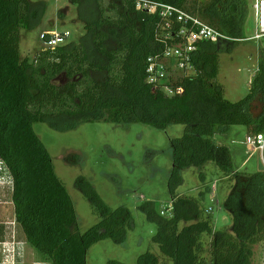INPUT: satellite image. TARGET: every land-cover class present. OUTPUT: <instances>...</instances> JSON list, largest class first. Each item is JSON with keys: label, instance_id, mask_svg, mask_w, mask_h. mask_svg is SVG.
Returning <instances> with one entry per match:
<instances>
[{"label": "trees", "instance_id": "trees-1", "mask_svg": "<svg viewBox=\"0 0 264 264\" xmlns=\"http://www.w3.org/2000/svg\"><path fill=\"white\" fill-rule=\"evenodd\" d=\"M68 1L77 7L85 34L29 60L19 56L20 30L41 18L42 6L0 0V163L12 182L14 220L25 242L50 264H86L92 245L107 238L122 244L134 227L128 208L112 210L79 177L75 187L100 222L83 234L78 231L70 196L34 124L58 131L86 122L146 124L161 131L184 125L183 135L169 142L170 212L162 216L146 203V216L156 225L152 243L170 264H253L255 246L264 255V170L238 172L229 148L219 141L228 139L234 127H243L247 135L264 133V47L258 45L257 70L243 99L228 102L216 82L218 56L248 39L251 0H211L200 10L187 8V0H145L178 7L223 37L197 44L191 74L174 84L182 89L175 96L146 82V62L162 52L169 33L157 14L137 10L133 0ZM178 27L173 24L170 32ZM207 164L232 182L222 204L231 221L228 229L214 228L211 208L203 207L209 186L196 198L175 194L183 171H197L203 182ZM159 263L146 252L135 264Z\"/></svg>", "mask_w": 264, "mask_h": 264}, {"label": "rangeland", "instance_id": "rangeland-1", "mask_svg": "<svg viewBox=\"0 0 264 264\" xmlns=\"http://www.w3.org/2000/svg\"><path fill=\"white\" fill-rule=\"evenodd\" d=\"M29 1L42 6V15L32 27L20 30L21 59L31 60L44 49L39 40V34L43 32H68L69 43L78 42L85 34L77 19V7L68 0ZM210 1L187 0L186 7L200 10ZM254 31L252 13L248 38ZM258 45L264 47V41L246 40L235 44L229 53L218 56L216 82L228 102H237L247 95L257 70ZM187 74H191L190 71ZM33 130L50 155L54 172L70 196L81 234L98 224L100 217L75 187L79 177L92 185L109 208L126 207L132 214L134 227L127 231L125 241L122 244H115L109 238L98 241L87 251L86 264H107L108 261L135 264L137 258L146 252L157 256L159 264H170L152 243L156 225L147 218L145 209L148 202L150 209L157 214L167 216L170 212L168 176L172 165L169 142L183 135L184 125H172L161 131L146 124L86 122L70 130L58 131L45 123H37ZM246 135L243 127H234L230 137L219 142L229 148L235 170L253 174L264 170V157L258 153L245 154ZM203 173L205 179L202 182L197 171H183L182 182L175 194L196 198L204 186H209L212 188L210 194H214L209 199V193L205 191L203 207L211 208L210 214L217 229H228L231 221L222 210V204L232 182L212 164H207ZM11 192L10 176L0 163V264H50L25 242L14 220ZM253 264H264L261 246L254 247Z\"/></svg>", "mask_w": 264, "mask_h": 264}, {"label": "built area", "instance_id": "built-area-1", "mask_svg": "<svg viewBox=\"0 0 264 264\" xmlns=\"http://www.w3.org/2000/svg\"><path fill=\"white\" fill-rule=\"evenodd\" d=\"M133 1L137 10L157 14L169 30L162 41V52L149 57L146 62V82L160 89L166 96L180 95L182 89L175 88L174 84L188 75L197 44L216 43L223 37L198 17L178 7L145 0ZM251 2L255 31L247 40L264 41V0H251ZM173 24L179 25L175 33L170 32ZM69 37L68 32L46 31L39 34V40L45 46L43 50H53L62 46L68 43ZM173 72L182 75L175 76ZM244 145L246 155L258 153L264 157V133L255 136L246 135Z\"/></svg>", "mask_w": 264, "mask_h": 264}, {"label": "crops", "instance_id": "crops-1", "mask_svg": "<svg viewBox=\"0 0 264 264\" xmlns=\"http://www.w3.org/2000/svg\"><path fill=\"white\" fill-rule=\"evenodd\" d=\"M211 189H212V188H210V190H211ZM210 193H211V191H210ZM210 193H209V199H212V196H213L214 193H213L212 195H211ZM210 197H211V198H210ZM206 209H209V208H206ZM212 217H213V216H212ZM214 223H215V220L213 219V224H214ZM214 228H217V227H215V224H214ZM18 264H21V263H18Z\"/></svg>", "mask_w": 264, "mask_h": 264}]
</instances>
